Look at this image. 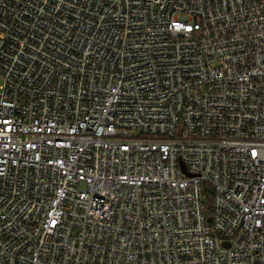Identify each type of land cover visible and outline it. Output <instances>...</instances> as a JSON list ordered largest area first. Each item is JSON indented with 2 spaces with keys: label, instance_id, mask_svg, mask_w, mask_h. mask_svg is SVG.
Here are the masks:
<instances>
[{
  "label": "built area",
  "instance_id": "built-area-1",
  "mask_svg": "<svg viewBox=\"0 0 264 264\" xmlns=\"http://www.w3.org/2000/svg\"><path fill=\"white\" fill-rule=\"evenodd\" d=\"M0 264H264V0H0Z\"/></svg>",
  "mask_w": 264,
  "mask_h": 264
}]
</instances>
